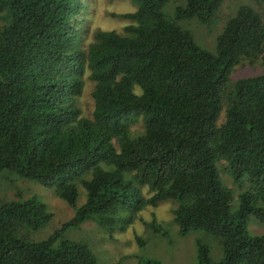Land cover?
I'll return each mask as SVG.
<instances>
[{
    "label": "trees",
    "instance_id": "1",
    "mask_svg": "<svg viewBox=\"0 0 264 264\" xmlns=\"http://www.w3.org/2000/svg\"><path fill=\"white\" fill-rule=\"evenodd\" d=\"M133 1L119 31L94 27L83 42L81 0H0V172L68 206L80 187L64 225L90 219L108 233L121 206L168 199L178 233L201 230L219 246L211 261L196 241V264H264V228L246 229L264 223V24L239 5L208 51L178 21L208 24L222 0H173L168 15V0ZM240 61L262 71L232 80ZM85 80L89 116L75 101ZM219 171L245 184L233 207ZM49 216L32 198L0 201V264H98L59 229L26 239Z\"/></svg>",
    "mask_w": 264,
    "mask_h": 264
},
{
    "label": "rangeland",
    "instance_id": "2",
    "mask_svg": "<svg viewBox=\"0 0 264 264\" xmlns=\"http://www.w3.org/2000/svg\"><path fill=\"white\" fill-rule=\"evenodd\" d=\"M81 1L83 6L79 8L77 16L83 18L81 23L83 42L88 40L94 27L119 31L128 19L117 13L132 11L135 7L133 0ZM173 3V0H168L161 8L162 12L166 15L170 14ZM239 5H245L257 13L264 24V0H222L215 16L208 24H200L193 19L179 20L178 24L190 32L199 46L211 51L215 34ZM260 71L262 67L258 62L240 61L232 68L229 76L234 80ZM132 87L135 92H139L138 87L135 85ZM89 89L90 83L85 80L81 94L75 100L81 114L87 116L90 115L92 108ZM141 128L139 121L130 125L133 133ZM219 175L224 186L230 190L232 196L230 206L233 207L234 197L238 192L244 191L245 184L229 182L223 171H219ZM139 192L142 196L148 194L144 185L139 187ZM25 198L39 201L50 214L48 221L41 227L26 231V239L36 241L46 237L53 230L59 229L61 239L84 243L98 264H140L149 258H154L161 264H196V241L205 245L206 254L211 261H217L220 258V249L216 240L206 232L189 229L178 233L176 225L171 220L168 199L158 200L154 205L139 206L137 209H133L130 205L121 206L116 215L117 225L108 233L104 227L90 219L64 225L72 217L74 209L83 201V191L80 187L76 188L73 206H68L55 197L52 189L37 181L21 178L9 170L1 171L0 201ZM263 228L264 223L257 224L251 219L246 222L249 234L259 233Z\"/></svg>",
    "mask_w": 264,
    "mask_h": 264
}]
</instances>
